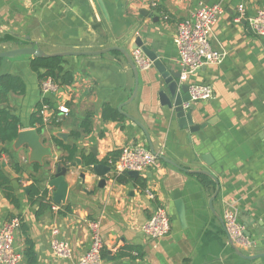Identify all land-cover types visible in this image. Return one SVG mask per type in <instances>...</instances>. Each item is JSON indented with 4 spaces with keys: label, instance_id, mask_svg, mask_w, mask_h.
Segmentation results:
<instances>
[{
    "label": "crops",
    "instance_id": "0c3cea01",
    "mask_svg": "<svg viewBox=\"0 0 264 264\" xmlns=\"http://www.w3.org/2000/svg\"><path fill=\"white\" fill-rule=\"evenodd\" d=\"M101 1L106 15L97 0H0V51L30 44L45 53L120 46L133 59L132 47L140 37L170 70L180 73L173 44L177 23L201 4L220 3L224 12L213 28L211 45L226 55L222 62L205 65L187 78V84L213 87L212 99L193 103V123L206 125L191 134L178 125L172 108L165 103L169 98L166 85L152 64L144 69L135 64L137 92L126 103L134 86L133 72L126 57L112 50L63 56L64 69L74 75V80L46 96L53 109L48 110V120L38 132L31 124V115L41 100L40 80L30 69L33 58H4L0 75H17L25 83L23 94H8L7 106L19 119V131H36L44 152L33 155L27 143H17L16 139L4 144L0 169L9 177L18 204H12L0 189V228L6 221L18 219L14 245L23 253L28 236L34 245V264H76L88 249V223L92 220L98 222L103 238V264H264V257L238 256L217 218L222 219L227 209L237 213L250 241V247L239 246L240 251L245 255L264 252V37L255 35L244 18L235 20L238 5L245 6V16L252 15L264 7V0ZM104 103L117 112L123 104L121 109L147 130L156 154L183 168L160 160L158 167L142 176L155 199L145 195L135 178L128 176L126 182L114 179L117 174L108 156H118L126 144L148 149L149 145L140 127L122 113L118 112L122 120L103 118ZM62 106L67 107L66 113L60 112ZM54 110L59 125L51 123ZM88 113L90 130L82 132L80 124ZM73 131H79L80 136L74 138ZM58 143L75 149L71 162L61 163L69 168L64 176L68 184L65 201L57 211L49 208L37 214L38 201L29 198L30 184L35 180L45 188L46 200L52 202L54 189L48 182L55 172L54 164L69 154ZM203 155H208L209 163ZM99 162L108 166L103 186L102 178L90 168ZM73 163L75 167H71ZM198 170L210 172L218 181L213 211L209 200L216 184L211 177L194 172ZM180 203L183 223L176 209ZM162 204L168 208L171 230L154 246L141 225ZM52 227H57L60 238L69 243L70 258L54 255ZM125 245L141 247L143 255L116 256ZM19 264L30 263L23 255Z\"/></svg>",
    "mask_w": 264,
    "mask_h": 264
},
{
    "label": "built area",
    "instance_id": "2783aa9c",
    "mask_svg": "<svg viewBox=\"0 0 264 264\" xmlns=\"http://www.w3.org/2000/svg\"><path fill=\"white\" fill-rule=\"evenodd\" d=\"M155 5V3H152ZM224 7L220 3L201 4L189 15L177 23L176 34L173 44L177 49V63L180 67L179 80L187 84V78L196 70L208 64H218L224 59L226 52L215 49L211 45V35ZM236 21L241 18L246 20L249 29L257 36L264 37V7L259 8L252 15L245 16V6L240 4L236 8ZM134 63L141 68H148L151 62L145 57L140 49L134 50ZM189 100L184 104L188 108L190 103L199 100H209L214 97L212 85L207 83H188ZM59 85L52 78L40 81L41 109L39 114L43 121L49 117V105L43 99L55 93ZM67 107H60V112L66 113ZM114 173L119 174L129 170L137 171L139 175L145 176L149 169H155L160 165L157 154L151 152L145 146L130 143L123 146L115 161H110ZM143 192L150 199H155V193L150 188H144ZM48 199V198H46ZM51 209L57 211L59 204L50 202ZM224 230L227 236L237 247H250V241L245 234V226L238 220L237 213L224 210L222 214ZM18 219L6 221L0 228V264H19L23 253L14 245V236L18 228ZM89 246L80 256L76 264H103L102 248L103 238L97 221H89ZM142 232L156 246L158 242L167 236L171 230V218L166 205H157L149 218L141 225ZM51 249L59 259L71 257L70 245L60 238L57 227L50 230Z\"/></svg>",
    "mask_w": 264,
    "mask_h": 264
},
{
    "label": "water",
    "instance_id": "95a60500",
    "mask_svg": "<svg viewBox=\"0 0 264 264\" xmlns=\"http://www.w3.org/2000/svg\"><path fill=\"white\" fill-rule=\"evenodd\" d=\"M97 1L100 5V8H101L103 14L106 15V11H105V8L102 4V1L101 0H97ZM156 18H158V17L156 16ZM18 45H21V43H18ZM132 49L133 50L140 49L143 52V54L145 55V57L151 62L152 66L155 67V69L158 71V73L162 77V79L166 85L167 94L169 96V98L167 99L168 102H165V103L169 107L172 108L178 125L181 128L186 129V131L189 134H191L194 131H197L198 129H200L202 127H204L206 125V123L196 125L192 121V112L194 110L193 103H190L188 108H186V109L184 108V104L186 102H188L190 96L188 93L187 84L181 83L179 80V74H180L179 71L170 70L163 63V61L159 58L155 49L150 48L148 45L143 44L140 37H137L135 39ZM112 50H118L126 57L127 62L129 64L132 72H133L134 86H133L131 96L129 97L128 101L126 102V103H129L130 101L133 100V98L135 97L136 92H137L138 68L135 65V63H134L132 57L130 56L129 52L120 46H109L105 49L96 50V51H64V52H55V53H45L39 46L34 45V44H30V45H23V46H18L16 48H11L8 50L0 51V59L2 60L4 58H14V57L21 56V55H27V56H30L31 58H41V57H50V56L101 54V53L112 51ZM122 106H123V104L118 106V112L125 115L127 118H129L131 121H133L136 125H138L140 127V129L144 132V134L147 138V142H148L150 151L153 152L154 154H156V152L154 151L153 145L150 141L147 130L134 117H132L131 115L124 112L121 109ZM0 142H1V140H0ZM16 142L17 143H23V142L27 143L29 145V147H31V149L33 151V155H40L41 153L44 152V148L41 146V143L38 139V136L36 135V131L33 129H22L21 131H19L17 134V137H16ZM158 158L164 162H167V163L174 165L175 167H177L179 169H183L182 167L176 165L175 163H173L172 161H170L168 158L164 157L163 155H158ZM202 158L206 163H209L208 155H203ZM54 167H55V172L52 174V176L48 182V186L50 188L54 189V191L52 193V197H51L52 202H54L55 204H61L65 201V197L67 194L68 184L64 180V176L68 172L69 168L62 166L60 162H56L54 164ZM71 167H75V164L73 163ZM90 168H92V171L95 174H97L98 176H100L102 178V180H101L102 185L101 186H103L106 182L105 174L108 170V166L99 162V163H93L92 167H90ZM194 172L202 173V174H205V175L211 177L216 184L215 192L213 193V195L211 196V198L209 200V207L213 211L212 202H213V199L215 198V196L218 192V188H219L218 181L210 172H208L206 170H198V171H194ZM126 174L128 176H130L131 178H137L139 176V173L137 171H133V170L127 171ZM148 174H150V173H147V175ZM80 177H81V179H84V173H81ZM13 185L17 186L16 182H13ZM26 190L28 191L29 188L27 187ZM176 209H177L178 217H179L180 221L183 223L184 222L183 205L180 203L179 205L176 206ZM217 218L221 221V223L223 225V221H222L221 217L218 216ZM223 228H224V226H223ZM229 242L232 245L234 252L238 256H240L244 259H255V258L264 257V252L256 253V254H252V255H245L240 251V249L233 243V241L230 238H229Z\"/></svg>",
    "mask_w": 264,
    "mask_h": 264
},
{
    "label": "trees",
    "instance_id": "16d2710c",
    "mask_svg": "<svg viewBox=\"0 0 264 264\" xmlns=\"http://www.w3.org/2000/svg\"><path fill=\"white\" fill-rule=\"evenodd\" d=\"M1 62V59H0ZM66 64V59L63 56H50V57H41V58H33L30 60V69L35 72L40 81L46 78H52L55 82L61 85H70L74 80V75L69 71L64 69V65ZM17 93L23 94L25 92V83L21 77L17 75H13L10 73H4L0 75V153L6 152V148L4 144L12 142L16 139L17 134L20 130L19 119L10 112V108L7 106L8 103V94ZM43 102L47 103L50 108L53 109L52 102L45 97ZM41 109V102L36 104V110L31 115V124L32 126H36L37 131H41V129L45 126L46 122L42 120L41 115L39 114ZM56 111L52 112L51 123L54 125H59L60 122L57 120ZM102 117L105 119H113V120H122L124 117L119 114L115 109L109 106L107 103H104L101 107ZM91 121L90 114H86L82 122L80 124V128L82 132H88L90 130ZM72 136L77 138L80 136L79 131H73ZM57 143V142H56ZM64 149H67L69 154L67 157H63L61 159L62 164H66L71 162L74 156V148L70 146L63 145L58 143ZM118 156H108L107 158L110 161H115ZM107 158L102 162H106ZM37 169V166L34 167ZM15 170L17 172L20 171L19 167L15 166ZM114 179L118 182H126L129 177L123 172L113 176ZM145 179L142 176L135 178V184H138L142 189L145 187ZM0 189L2 190L4 196L14 205L18 204L17 198L13 192V188L10 183L9 177L0 169ZM48 197L47 190L45 188H41L38 186L35 180H32L30 184V192L29 198L31 202L38 201V211L37 214H40L43 210L51 208L50 202L46 200ZM66 210H69V207H66ZM20 230L24 231L25 228L20 226ZM25 248L23 251V255L26 257L28 263L34 264L36 261V255L34 252V245L32 240L26 236L25 237ZM132 252H136V255H133ZM143 252L141 247L135 245H125L123 246L117 253L116 256H129L133 257H141Z\"/></svg>",
    "mask_w": 264,
    "mask_h": 264
}]
</instances>
